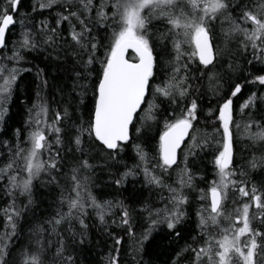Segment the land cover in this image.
Wrapping results in <instances>:
<instances>
[{"label": "snow or ice", "instance_id": "1", "mask_svg": "<svg viewBox=\"0 0 264 264\" xmlns=\"http://www.w3.org/2000/svg\"><path fill=\"white\" fill-rule=\"evenodd\" d=\"M34 53L62 78L22 68ZM33 68L35 98L12 122L22 73ZM247 86V122L237 121ZM260 89L264 0H0V264H85L94 228L106 238L100 264H127L128 241L130 264H155L145 242L160 226L183 239L193 196L196 235L166 264H264V152L236 166L245 139L264 144ZM37 181L58 207L17 248L39 207ZM126 185L131 204L116 199ZM145 188L167 192L163 207ZM144 220L137 235L134 221Z\"/></svg>", "mask_w": 264, "mask_h": 264}, {"label": "trees", "instance_id": "2", "mask_svg": "<svg viewBox=\"0 0 264 264\" xmlns=\"http://www.w3.org/2000/svg\"><path fill=\"white\" fill-rule=\"evenodd\" d=\"M32 0H25V3H31ZM44 16H48V13L45 12ZM42 17L37 16L36 19L39 20ZM19 29L17 28V31ZM37 54H33L31 56H28L27 59L30 60L32 63L29 64H22V68H32L33 64L38 65L41 68H45L46 74H48V78L50 82L55 79H61L62 74L57 72L56 67L54 65H51L49 61H46L44 59V56H39V58H36ZM35 68H33L32 73H22L23 75V80L19 81V99L14 100L11 104V112L10 115H12V122L19 121L21 118L25 115V109L27 107L31 106V101L35 98L34 97V92H35ZM158 82V81H157ZM239 82V81H238ZM251 90H255V88H252L251 86H247L243 89V95L240 96V99L235 101V108H236V120L241 121L243 119L244 122H247V114L242 118L239 114V104L245 99ZM261 91H264V89H260ZM51 90L50 89H45L42 92V95H50ZM212 105H215V101H212ZM207 98H206V103L205 107L207 108ZM86 118V117H85ZM201 123L197 126L198 128H203L204 126V117L201 116L200 118ZM160 125L162 127L163 125V120L160 121ZM17 127H20V124L16 125ZM155 133V130H153ZM252 131H256V129H252ZM243 132H241V135ZM0 138H7L5 137H0ZM243 145H247L249 148V151L244 152L243 154L240 153L239 148L237 149L236 153V166L239 167L242 163H244L243 160L240 159L241 155H243L245 158L250 157L252 154H255L256 156L261 155L262 152H264V148L258 149L256 145H253L250 143L247 139L243 141ZM26 146V145H25ZM6 151L5 149H0V152ZM123 159L127 161L129 165L134 163L133 160L129 159L128 156H125ZM4 161H0V164H2ZM201 168H204V164L201 163ZM208 172H212V167L209 164L208 166ZM209 178H212L211 176ZM93 179L95 180L96 184L99 185L100 180L96 179L94 176ZM103 180H107V176L101 177ZM139 179V178H138ZM36 187L34 191V198H35V203L39 205L38 208L35 209V217L34 219H31L29 223H26L24 225V231L21 235V238L17 242V248H19L21 245H25L27 241L30 239L29 233H28V228L31 225H40L42 224L46 219L51 217L54 213V210L58 207L57 201H56V195L57 193L53 189H49L45 187L43 184H41L39 181L35 182ZM196 184L198 187H204L203 183H200L199 180L196 181ZM139 186V185H137ZM128 187L129 191H123L116 195V199H122L125 200L126 204H131L132 201L126 199L131 192L132 185H126ZM93 194L96 195V189L93 188L91 189ZM167 195V192H159L157 190H149L145 188L143 192V198L146 199L149 203L152 204L153 207L155 208H160L163 207V204L160 202V196ZM111 199L112 197H106ZM237 197H232L230 194V200L229 202L225 205V210L226 213H230L233 211V204L231 203L232 199H236ZM196 197H192V205L188 209L189 216L187 217L185 227L183 229V234L184 238L180 240H174L171 236H169L166 232V230H162L164 226H160L156 230L153 231L152 236L149 238V241L145 242V248L148 250L149 253H151L152 257L155 259V264H166V262H170L172 257L175 256V253L179 251L181 248L184 247L185 242L188 240V235L187 233L191 232V235H196V232L193 231L195 228V221L196 217L192 214L198 207V205L195 203ZM20 201H18L19 203ZM243 202V201H242ZM7 203V200L4 198L3 194L0 193V208H3L4 205ZM35 207V206H34ZM66 210V208H65ZM29 217H32V213L29 212ZM116 218H119V212L117 211ZM147 220L141 221V222H136L134 221V231L136 232L137 235L140 234V232L143 230V228L147 227ZM141 224L143 225V228L141 227ZM63 231V228L60 229ZM113 230L115 229V226L113 227ZM0 231H3V219L0 218ZM45 239H51L53 242H55L56 237L55 236H45ZM92 244L90 245L93 249L91 253H88L89 260L85 261V264H100V261L104 257L105 253L107 252V248L105 247V244L103 243V240L106 239L103 237L102 233L97 230L93 229L92 231ZM190 242V241H189ZM130 241H128L125 245V250L122 252V255L124 256L125 261L127 264H130L132 257L128 254L130 249L128 248L127 244H129ZM187 255V254H186ZM51 256V253L46 254V260L48 257ZM145 260L148 259L147 256L144 257ZM181 264H183V261H181Z\"/></svg>", "mask_w": 264, "mask_h": 264}, {"label": "flooded vegetation", "instance_id": "3", "mask_svg": "<svg viewBox=\"0 0 264 264\" xmlns=\"http://www.w3.org/2000/svg\"><path fill=\"white\" fill-rule=\"evenodd\" d=\"M257 147H258V149L260 148V149H262V148H264V144H259V143H257V144H255Z\"/></svg>", "mask_w": 264, "mask_h": 264}, {"label": "rangeland", "instance_id": "4", "mask_svg": "<svg viewBox=\"0 0 264 264\" xmlns=\"http://www.w3.org/2000/svg\"><path fill=\"white\" fill-rule=\"evenodd\" d=\"M224 226H227V222L224 223Z\"/></svg>", "mask_w": 264, "mask_h": 264}]
</instances>
